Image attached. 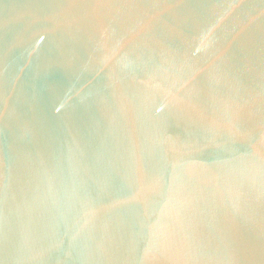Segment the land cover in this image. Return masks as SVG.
Returning a JSON list of instances; mask_svg holds the SVG:
<instances>
[{
  "label": "water",
  "instance_id": "1",
  "mask_svg": "<svg viewBox=\"0 0 264 264\" xmlns=\"http://www.w3.org/2000/svg\"><path fill=\"white\" fill-rule=\"evenodd\" d=\"M0 264H264V0H0Z\"/></svg>",
  "mask_w": 264,
  "mask_h": 264
}]
</instances>
